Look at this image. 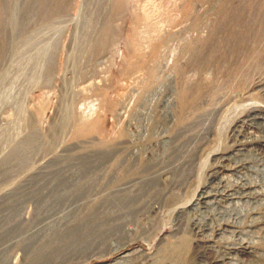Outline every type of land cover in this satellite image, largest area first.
I'll return each mask as SVG.
<instances>
[{
  "label": "rangeland",
  "instance_id": "374dc122",
  "mask_svg": "<svg viewBox=\"0 0 264 264\" xmlns=\"http://www.w3.org/2000/svg\"><path fill=\"white\" fill-rule=\"evenodd\" d=\"M262 109L264 0H0V264H264Z\"/></svg>",
  "mask_w": 264,
  "mask_h": 264
},
{
  "label": "bare ground",
  "instance_id": "6f19581e",
  "mask_svg": "<svg viewBox=\"0 0 264 264\" xmlns=\"http://www.w3.org/2000/svg\"><path fill=\"white\" fill-rule=\"evenodd\" d=\"M251 121L253 123L260 124L264 128V109L253 111V113H251ZM259 145L261 147H264V140L261 143H259ZM229 171L236 172V175L242 180V183L235 189L229 186L223 189L221 188L223 192L220 193V196L224 200H226V202L228 203L227 205L222 204L221 199L220 200L217 199V194L213 192L214 189L211 187H205L200 189L197 193L196 199L193 201L191 200V202L188 203L189 207L202 205L205 208V211L202 212L201 214H198L194 220V225L197 226V228H200L202 225L206 226L210 223L211 218H208L209 215L208 211L211 212V209H213V207H215L216 205H219L220 208L222 209V213L221 212L220 213L223 216H229L233 209H235L236 211L235 212L236 216H241L243 214V211L247 209V206H249L250 203H257L258 201L261 200V195L258 192V188L260 187V185L258 184V180L252 179L247 174L242 173L238 168L232 166L231 164L223 165L218 169L217 171L218 179L220 180L221 178H223L224 174ZM262 173L264 175V169L262 170ZM260 221H261L260 225H264V217L261 218ZM252 227H253L252 225L249 226V228ZM259 252H260L259 250L254 248L250 240L249 241L245 240V233L241 232L239 241L235 243L234 246H232L227 253L219 254L215 258V260L217 262H220L221 264H254L252 261L244 260V257L246 256L250 257L256 255ZM117 259L123 260V264H130V262L128 261L127 254H122ZM5 264H16V258L9 259L8 261H6ZM137 264H148V262H146V257L141 259ZM202 264H210V261L204 259Z\"/></svg>",
  "mask_w": 264,
  "mask_h": 264
}]
</instances>
